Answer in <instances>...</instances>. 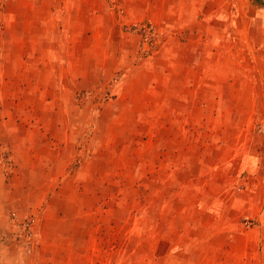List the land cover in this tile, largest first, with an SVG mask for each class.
Returning a JSON list of instances; mask_svg holds the SVG:
<instances>
[{"label": "crops", "instance_id": "obj_1", "mask_svg": "<svg viewBox=\"0 0 264 264\" xmlns=\"http://www.w3.org/2000/svg\"><path fill=\"white\" fill-rule=\"evenodd\" d=\"M35 1L0 0V148L11 151L14 164L11 176L0 173L5 192L0 197V264H36L41 257L36 253L24 259L19 254L16 223H7L4 216L13 208L17 213L24 208L36 213L37 248H72L68 261L73 264L100 263L104 247L111 256L118 253L113 248L120 244L115 238L119 231H127V243L141 244L142 264H263L256 252L249 253L248 237L254 236L255 228L243 231L230 216L234 207L214 202L225 196L228 168L239 153L234 144L239 132L231 137L228 132L231 118L246 115L245 109L232 106L233 99L244 96L232 93L231 80L224 74L221 79L207 75L213 68L209 51L192 43L195 21L184 14V7L162 0L156 9L149 2L130 8L131 18L150 14L186 34L177 47L168 45L151 61L123 69L127 76L107 106L116 119L127 115L130 128L120 136L119 127L128 122L116 121L110 131H95L85 148H74L69 155L68 164L75 163L72 170L52 174L61 148L43 138L58 130L70 138L71 131L55 126L58 118L51 116H67V104L79 86L101 85L118 62L103 56L88 60L82 53L102 49L96 46V37L87 47L80 44L89 31L97 34V27H91L94 22L70 29L62 26L63 19L54 22L49 12L45 15ZM96 10L92 15L99 19ZM56 69L61 71L57 78ZM39 101L58 103V109L40 110ZM139 125L144 134L138 141L141 150L134 145ZM248 125L242 123L238 130ZM120 140L126 143L119 146ZM140 179L156 190L149 198L144 196L142 208H136L135 180ZM177 182L180 186L175 188ZM181 191L190 192L195 204H176ZM126 212L139 214L141 221L120 220ZM51 258L46 256V264H54Z\"/></svg>", "mask_w": 264, "mask_h": 264}, {"label": "rangeland", "instance_id": "obj_2", "mask_svg": "<svg viewBox=\"0 0 264 264\" xmlns=\"http://www.w3.org/2000/svg\"><path fill=\"white\" fill-rule=\"evenodd\" d=\"M135 1L139 2V4ZM161 1H35L45 15L49 12V17L51 15L54 22L63 19L62 26L67 24L71 27L70 29L84 28V26H80V22L88 20L94 22V25L91 27L92 29L97 27V34H91L89 31L88 35L90 34V36L80 44L87 47L94 42V37H96V46L99 44L102 49H93L94 53L92 54L89 53L90 49L82 53L85 54L88 60H96V58L103 56L104 58H110L112 61L118 62L113 72L105 76V80H103L104 82L101 85L84 84L79 86V91H75L69 103L64 102L69 107L67 109V116L62 117L59 114L51 116L52 119L58 118L55 126H67V133L71 131L70 138L64 136V131L62 130L46 134L45 138H43V140H49L50 143L55 142L56 146L59 149L61 148L60 157L56 158V163L53 167L54 172L51 171L52 174L62 172V170H72L75 163L72 162L73 165L72 163L68 164L69 155L72 154L74 148L78 150L85 148L87 146V139L91 138L95 131H100L101 133L110 131L109 126L113 125L116 121L122 122L121 124L128 122V124L123 126L124 128L119 127L120 136L126 131V128H130L131 123L127 119V115L116 119L113 115H110L111 112L107 106L116 96L114 89L127 76V72L123 69L128 64L134 66L151 61L159 55L161 49L167 48L168 45L171 48L177 47L175 43L186 34V32L179 34L176 28L169 25V22L156 20L150 14L138 13L135 18L130 17L132 15L129 12H131L130 8L132 6L134 8H143V4L145 5L146 2H149L153 3V8L156 9L155 6ZM169 1L170 3L174 2L178 7L180 5L182 8L184 7V14L192 17L193 21H195L191 29V40L193 44L197 43L196 47L198 49L206 46L209 51V61L212 62L213 68L208 70L207 75L221 79L224 74L226 78H230L231 80L232 93L244 96L242 99L245 101L242 99L235 101L233 99L234 105L232 103V106L235 109L238 107L242 110L245 109L246 115L240 119L231 118V129L228 132L229 137L239 132L238 140L235 143L233 142L239 146V153L238 156H235L231 160L230 167L228 168L230 181L225 183L227 189L225 196L223 198H215L214 202L218 205L233 206L234 209H232L230 216L234 218L233 221L237 222L243 231H251L252 228H255L254 236L248 237V242L250 240L252 242V248L249 250V253H252L253 256L255 255L254 252H256L257 257L263 261L260 262L259 260V262L264 264V0ZM10 8L13 9V7ZM96 8L100 14L99 19H96L92 15V12L97 13ZM65 19H68V21H65ZM70 29L68 28L67 30ZM2 33L3 21L2 17H0V47L2 46L1 40H3L1 38ZM132 71L136 72L135 70ZM60 72L59 69H56L55 78H57ZM66 92L68 91H63L62 93L65 97H68ZM58 93L61 92L56 89V94ZM37 105L40 110H46V106H49V108L54 107L55 111L58 109V103L55 104V102L47 105L39 101ZM118 111L121 113L126 110L120 108ZM234 120L238 122H234ZM248 120H250L249 125ZM241 122L247 123L248 129L238 130V126L242 124ZM135 137L134 145L139 146L141 150V145L138 144V141L144 137L143 126L139 125V130ZM1 138L2 136H0V140ZM125 143L126 140H120L119 146H123ZM60 146H65L66 148ZM10 153L11 151L8 149L0 148V173L7 177L14 174V164H12L13 161ZM135 181L137 191L135 206L136 208H142L144 205L142 199L144 196L149 198V194L153 193L156 187L154 185L150 186L147 181L143 183L141 179L140 181ZM178 186H180V183H175V188H178ZM3 196L5 197L4 188L0 186V197ZM194 200L196 199L190 195V192L181 191V197L177 199L176 204H195ZM25 207H28V205ZM14 209L9 210V214L4 216L7 223L8 221L16 223L17 233L20 232L19 225L21 222L30 218L34 219L33 237L30 243H26L24 237L23 239L22 237H18V239L23 240V242H20L22 245L19 254L24 259L31 254L38 253L43 257L42 259L40 257L36 264H46L45 258L49 255L50 258L53 257L54 264H73V261L71 263L68 261V257L70 256L68 251L72 248L70 249L63 245L37 248L36 231L38 218L36 213H32L29 210L30 208H24L19 213L15 212ZM119 217L123 221L132 222V219L141 221L139 214L130 215L126 212L120 214ZM140 233H135V237L140 235L138 238H142ZM133 236L131 235V238ZM254 237L255 239H253ZM115 238L120 242L118 247L113 248L117 249L118 253L114 252L113 256H111L110 249L104 247L102 255H100L102 261L100 263L96 262V264H142L141 244L137 245V241L135 243H127V238H129L127 231H119L118 236H115ZM121 258H123L122 261ZM74 264L84 263L76 260ZM86 264H91V262H87Z\"/></svg>", "mask_w": 264, "mask_h": 264}, {"label": "built area", "instance_id": "obj_3", "mask_svg": "<svg viewBox=\"0 0 264 264\" xmlns=\"http://www.w3.org/2000/svg\"><path fill=\"white\" fill-rule=\"evenodd\" d=\"M33 221L34 219L33 218H30V219H27L23 222L20 223L19 225V230L20 232L19 233H16L14 238L18 241H22L23 242V237H24V240L26 243H30V241L32 240V237H33ZM18 237H22V239H18Z\"/></svg>", "mask_w": 264, "mask_h": 264}]
</instances>
